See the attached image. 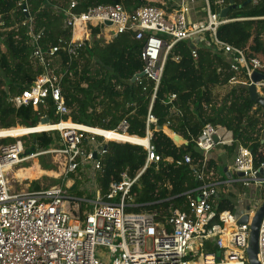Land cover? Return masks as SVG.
I'll use <instances>...</instances> for the list:
<instances>
[{
  "label": "built area",
  "instance_id": "built-area-1",
  "mask_svg": "<svg viewBox=\"0 0 264 264\" xmlns=\"http://www.w3.org/2000/svg\"><path fill=\"white\" fill-rule=\"evenodd\" d=\"M201 2L202 7L198 9ZM149 3L132 11L115 4L76 12V0H70L65 7L55 6L63 15V26L70 34L59 37L46 50L41 45L43 31H35L29 0H18V9L26 15L23 25L27 27L32 47L31 61L39 74L27 89L9 99L14 108L31 107L40 123L50 124L45 111L52 106L61 117L54 126L67 121L73 123L63 96V85L79 76L90 59L93 29H99L96 39L105 42L121 34H132L135 40L143 42L140 52L143 67L139 72L143 77H137L134 83L141 85L143 91H147V82L154 87L146 117L145 138L149 145L142 146L146 162L134 178L127 172L121 173L119 181L110 182L106 194L99 189L97 173L102 168L107 143L101 136L80 129L81 124L45 131L58 132L53 135L54 144L46 149L34 145L35 151L28 155L21 140L11 143L4 140L13 137L0 138V264H249L250 224L264 202V163L254 168L252 150L238 145L227 171L232 176L237 173L242 176L225 182L223 178L216 180L208 169L210 153L218 146H232L236 141L225 127L208 124L202 129L195 140L203 156L201 164H194L190 154L175 162L177 166H188L201 182L199 187L185 193L183 210L170 204L166 211H126L137 206L131 195L133 186L150 164L162 160L150 143L151 126L156 123L151 108L167 56L175 45L191 42V56L196 61L198 49L210 41L234 73L228 84L231 86H249L251 75L256 71L262 73L264 68L259 59L248 58L242 50L219 40L217 32L222 25L244 20L221 17V11L229 6L228 0H216L213 6L209 0H149ZM192 14L201 18L194 21ZM4 30L5 21L0 15V33ZM78 30L81 34L76 36ZM256 86L264 96L261 92L264 81ZM174 99L176 95H170L169 101ZM64 117L68 119L62 120ZM128 127L127 120H122L118 127L120 134H127ZM49 155L55 156L54 164L62 169L55 175L68 177L65 188L56 185L40 190H11L9 175L14 167ZM166 161L172 163L173 159ZM260 169L263 174L259 173ZM78 182L84 185L79 187ZM235 183H240L244 190L255 189L239 217L231 211L219 213L217 209L221 186ZM72 186L88 196H70L68 190ZM244 215L248 216V221L240 223ZM257 257L260 264H264V216Z\"/></svg>",
  "mask_w": 264,
  "mask_h": 264
},
{
  "label": "trees",
  "instance_id": "trees-1",
  "mask_svg": "<svg viewBox=\"0 0 264 264\" xmlns=\"http://www.w3.org/2000/svg\"><path fill=\"white\" fill-rule=\"evenodd\" d=\"M69 1L29 0V13L35 31H43L41 45L46 50L59 37L70 34L63 26V15L54 9L55 6L65 7ZM76 1V12H83L92 6L115 4H121L132 11L150 4L149 0ZM209 1L213 6L216 0ZM233 1L235 8L229 11L228 18L244 20L222 25L217 32L218 38L242 50L248 58L259 59L264 65V0H257L256 3L253 0ZM17 2L0 0V15L5 21V30L0 33V137H18L27 132L22 129L51 126L61 120L50 106L45 114L51 125L39 124L40 118L31 107L16 109L9 102L12 96L27 89L39 74V69L35 70L31 61L32 47L27 27L23 25L26 15L18 9ZM98 32L99 29L92 31L94 39L89 50L90 59L86 61L79 76L64 83L63 96L73 123L81 124L80 127L94 128L87 131L113 140L106 144V153L101 159L102 168L97 173L99 189L102 194H106L110 182L119 181L121 173L127 172L129 177L134 178L146 162V151L142 146L124 142L142 143L137 137L126 136L146 137V117L154 86L147 82V91H143L141 85L131 83L133 76L143 67L140 56L143 42L135 40L132 34H121L105 42L96 39ZM191 47V42H179L167 56L163 77L151 108L156 123L151 126L150 143L162 160L150 164L133 186L131 195L137 206L127 208V212H152L155 209L166 211L170 204L174 208L184 209L185 193L199 187L201 182L195 179L188 166H177L175 162L185 154H190L194 164H201L203 156L196 148L195 140L208 124L225 127L233 133L235 143L224 146L232 158L236 147L242 145L252 150L254 168L264 163V107L250 98L246 85H233L224 94L218 93L216 90L225 88L234 76L228 61L210 41L198 49L196 61L191 56ZM172 94L176 95V99L169 101ZM67 119L62 118L64 121ZM124 119L129 127L127 134H120L118 127ZM166 125L168 130L181 136L188 144L177 146L162 130H156L157 126ZM45 129L39 127L29 131ZM54 134L58 132L44 131L27 134L23 139H31L32 153L35 151L34 145L40 149L53 145ZM102 138L98 139L102 141ZM168 158H172L173 162H167ZM39 160L42 173L43 170L53 169L43 159ZM217 167L216 159L210 156L208 169H211L214 178L218 172ZM67 178L52 181L48 186H55L62 180L64 186ZM32 187L33 190H40V181H34ZM234 208L235 204L229 197L218 202L219 213L233 212Z\"/></svg>",
  "mask_w": 264,
  "mask_h": 264
},
{
  "label": "rangeland",
  "instance_id": "rangeland-1",
  "mask_svg": "<svg viewBox=\"0 0 264 264\" xmlns=\"http://www.w3.org/2000/svg\"><path fill=\"white\" fill-rule=\"evenodd\" d=\"M201 7H202V5L200 6V8ZM197 8H198V6H197ZM107 29L110 32L113 31L112 27L111 28L108 27ZM91 41H92V39H91ZM228 86H231V85H228ZM228 86H226L225 88H219L216 91L218 93H220V94H224L229 89ZM261 92L264 94V89H261ZM40 124H45V123H40ZM16 127H18V126H16ZM63 128H68V127H61V128L59 127L57 129H63ZM23 134H25V133H23ZM25 136H20V137L18 136L17 138H11V139H13V141H10V139H7L6 142L13 143V142L16 141V139L21 140L22 141V144H23L24 152L26 151L25 154H29L31 151H33V149H32L33 144H30V143H32L31 139H30V141L24 140L23 137H25ZM8 137H10V136H8ZM104 139H103V142L104 143H108L110 141H113V140H108L106 138H104ZM124 143H131V142H124ZM29 144H30V146L26 150V146H28ZM131 144H136L137 145V143H131ZM178 146H180V143L178 144ZM40 158L43 159L44 161H46L48 164L52 165L53 166V169L52 170H48V171L47 170H43V173H42V171H41L42 169L39 170V168L36 165V163L40 161L39 160ZM54 159L56 161V158H55L54 155L41 156L39 158H36V159H33V160H29V161H27V162H25V163H23L21 165H18L16 167H14L13 171H11L10 172V175H9V183H10L11 190H14V191H23V190L26 191V190H30V187L33 188L32 187V183L34 181H36L35 178H37L40 181V187H41V189L50 187L48 185L50 183H52V181H58L61 178V177H57L55 175V173L56 174H59L62 171V169L54 164V162H53ZM217 163H218V167H217L218 172H217V175L215 176V179L216 180H220L221 178H223L225 181H227V179H226L227 178L226 177V172H224V168L227 167V166H229L232 163L231 158L229 159V157H227V156H222V157L218 158V162ZM30 165H31V167L24 168V167H27V166H30ZM18 167H20V168L22 167V170H24L25 175H19L18 177L15 176L16 171H18L20 169ZM49 172H51L52 174L51 173L48 174ZM236 176L237 175H234L233 174L232 178H236ZM46 178H48V180H45ZM27 179H29V180H27ZM62 181H64V180H62ZM61 182H57V185L65 188ZM82 185H84V183H79L78 182V186L79 187H81ZM232 187H234L238 191H239V189L241 191L244 190L241 187V184L240 183H235V184H233ZM68 194L70 196H72V197L88 196L86 193H82L78 187H76L74 190H68ZM231 199L233 200V202L235 204V208H234L233 214H234L235 217H239L243 213L244 208H245V205H247V203L244 200L240 201L236 196H231Z\"/></svg>",
  "mask_w": 264,
  "mask_h": 264
},
{
  "label": "water",
  "instance_id": "water-1",
  "mask_svg": "<svg viewBox=\"0 0 264 264\" xmlns=\"http://www.w3.org/2000/svg\"><path fill=\"white\" fill-rule=\"evenodd\" d=\"M234 8H235L234 1L229 0V6L222 10L221 17L226 18L228 16L229 11ZM106 24L110 25V23H106ZM137 77H143V73H138L137 75H135L131 79L132 84L135 82ZM263 81H264V74L261 72H257V71L254 72L251 75L252 83L248 86V90H249L250 98L256 103L264 107V96L259 94L257 90V86H256V84L261 83ZM156 130L158 131L162 130L165 134H167L170 138H172L173 142L176 143L177 145L179 143H180V146L188 144L186 140H184L179 135H174V133L168 130L167 127L157 126ZM215 141L217 140L215 139ZM224 172H226V177L228 179L232 178L231 173L227 172V167L224 168ZM259 173L263 174L262 169L259 170ZM237 176H242V174L237 173ZM74 189H75V186H72L71 190H74ZM263 216H264V202L262 206L258 209V211L255 213L254 217L252 218L251 224H250V239H249V245L247 248V257H248L249 264H260V262L258 261V257H257L258 256V237H259L260 224H261ZM247 221H248L247 215H244L239 220L240 223H247Z\"/></svg>",
  "mask_w": 264,
  "mask_h": 264
},
{
  "label": "crops",
  "instance_id": "crops-1",
  "mask_svg": "<svg viewBox=\"0 0 264 264\" xmlns=\"http://www.w3.org/2000/svg\"><path fill=\"white\" fill-rule=\"evenodd\" d=\"M229 1V0H228ZM202 5V2L201 3H199V5H198V9H200V6ZM225 9V8H224ZM222 12V11H221ZM201 17H200V15H195V14H192V19L195 21V20H198V19H200ZM80 34H81V32H80ZM228 86V85H227ZM226 87V86H225ZM229 88L230 87H232V86H228ZM68 125L67 127H71L72 126V123L71 122H62V124L60 125V126H58V125H56V126H54V125H51V126H47V125H40V126H37V127H35V128H29V129H22V130H27V132L25 133V134H22V135H20V136H25V135H27V134H32V133H40V132H44V131H51V130H53V129H57V128H61V127H63V125ZM39 127H47V128H51V129H45V130H42V131H37V132H30L29 130H32V129H36V128H39ZM81 129H83V130H85V131H87L88 129H94V128H89V127H80ZM95 130H98V129H95ZM98 131H100V132H106V133H111V134H114V133H112V132H109V131H102V130H98ZM88 132V131H87ZM19 136V137H20ZM98 136H101V135H98ZM118 136H121V135H118ZM124 136H126V135H124ZM123 136V137H124ZM102 137V136H101ZM126 137H132V138H138V139H140L141 141H142V143H137V145H142L144 142H145V138H139L138 136H126ZM13 138H17V137H13ZM131 144V143H130ZM134 145H136V144H134ZM230 153L228 152V150L224 147V146H218V147H216L211 153H210V156H213L215 159H216V161L218 162V158H220V157H222V156H227V157H229V159L231 158V160H232V162H233V158H232V156H230L229 155ZM37 164L39 165V162H37ZM218 164V163H217ZM232 165V163L229 165V166H227V169H228V167H230ZM40 166V165H39ZM39 166H37L38 168H39V170H41L42 168H41V166L39 167ZM29 167H31V165L29 166ZM28 167V168H29ZM25 168V167H24ZM21 170H22V167L20 168ZM42 171V170H41ZM228 172V171H227ZM51 173V172H50ZM49 173V174H50ZM23 175H25V172H24V174ZM41 177V176H40ZM39 178V177H38ZM36 180H38L37 178H35ZM227 180H228V178H226ZM19 180V179H18ZM27 180H29V179H27ZM223 182H225V180H223ZM56 186V185H55ZM233 186V184H231V185H229V184H224L223 186H221V188H220V191H221V195H220V200L221 199H224V198H227V197H229V198H231V196H236L240 201H242V200H244V201H246V203H247V205H245V208L248 206V204H249V197L251 198L252 196H254V193H255V189L252 187V188H250V189H247V190H243V191H241L240 189H239V191L237 190V189H235L234 187H232ZM44 189V188H43ZM30 190H33L31 187H30ZM243 192H246L247 194L244 196V193ZM248 197V198H247ZM245 208H244V210H245Z\"/></svg>",
  "mask_w": 264,
  "mask_h": 264
},
{
  "label": "bare ground",
  "instance_id": "bare-ground-1",
  "mask_svg": "<svg viewBox=\"0 0 264 264\" xmlns=\"http://www.w3.org/2000/svg\"><path fill=\"white\" fill-rule=\"evenodd\" d=\"M80 35V31L78 30L77 31V33H76V36H79ZM46 124V123H45ZM47 128V127H46ZM47 129H51L50 127L49 128H47ZM119 135V134H118ZM170 135V134H169ZM124 136V135H123ZM0 138H2V137H0ZM149 145V141H148V139L147 138H145V142L141 145V146H143V147H147ZM15 174V173H14ZM13 174V175H14ZM24 174V170H21V169H19L18 171H16V174H15V176L16 177H18L19 175H23ZM52 174V173H51Z\"/></svg>",
  "mask_w": 264,
  "mask_h": 264
},
{
  "label": "clouds",
  "instance_id": "clouds-1",
  "mask_svg": "<svg viewBox=\"0 0 264 264\" xmlns=\"http://www.w3.org/2000/svg\"><path fill=\"white\" fill-rule=\"evenodd\" d=\"M40 124V123H39ZM47 133H49V132H47Z\"/></svg>",
  "mask_w": 264,
  "mask_h": 264
}]
</instances>
